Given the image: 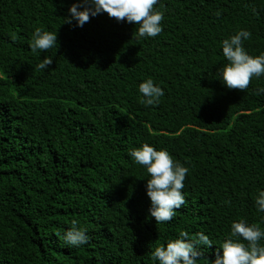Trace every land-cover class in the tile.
Here are the masks:
<instances>
[{"label": "trees", "instance_id": "trees-1", "mask_svg": "<svg viewBox=\"0 0 264 264\" xmlns=\"http://www.w3.org/2000/svg\"><path fill=\"white\" fill-rule=\"evenodd\" d=\"M74 2L0 0V264H156L151 250L181 229L210 236L197 260L210 264L234 220L264 228V76L245 90L218 78L236 30L264 51V0H158L163 29L140 40L107 12L63 22ZM37 27L58 46L33 50ZM149 76L165 90L155 106L138 90ZM143 142L189 169L169 222L149 214V174L128 154ZM73 219L87 244L65 243Z\"/></svg>", "mask_w": 264, "mask_h": 264}, {"label": "clouds", "instance_id": "clouds-1", "mask_svg": "<svg viewBox=\"0 0 264 264\" xmlns=\"http://www.w3.org/2000/svg\"><path fill=\"white\" fill-rule=\"evenodd\" d=\"M158 0H76L68 7L69 15L63 22L82 27L91 16L107 12L117 21L135 23V39L156 37L161 33V21L164 13L154 7ZM219 14V13H217ZM251 37L250 30L240 28L222 39V53L226 61L218 69V78L229 89L245 90L253 77L264 76V51L257 55L250 54L244 47V41ZM29 46L38 54L58 46L57 32L42 27L34 29ZM53 63V57L43 56L36 65L46 69ZM142 94L141 103L155 106L165 95L164 88L154 83L151 76L138 84ZM256 95L264 94V87L254 89ZM129 156L146 168L145 190L150 200L149 214L156 223L171 221L176 210L186 203L184 181L188 167L180 160H174L167 148L157 149L148 142L129 151ZM258 212L264 213V188L258 189L254 198ZM264 228L258 223H249L246 218L231 223V234L219 244L210 264H264ZM65 243L70 247H79L89 242L88 230L73 219L71 226L63 233ZM213 241L204 231L194 236L181 229L175 237H168L166 243L151 250V258L156 264H197L204 256L205 249L200 245H211Z\"/></svg>", "mask_w": 264, "mask_h": 264}]
</instances>
